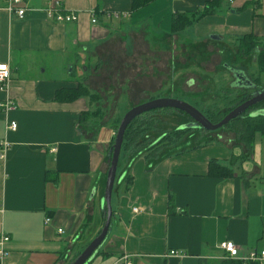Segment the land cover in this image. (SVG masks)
Instances as JSON below:
<instances>
[{"label":"crops","instance_id":"0c3cea01","mask_svg":"<svg viewBox=\"0 0 264 264\" xmlns=\"http://www.w3.org/2000/svg\"><path fill=\"white\" fill-rule=\"evenodd\" d=\"M212 1L156 0L133 11L132 0H27L21 20L0 0V63L11 70L0 104L16 107L9 113L0 107V233L10 238L0 264H70L105 224L115 131L111 126L109 137L98 142V127L91 132L81 119L91 113L87 97L55 100L58 91L77 86L73 71L98 58L114 33L131 23H167L170 33L175 14H198ZM52 6L77 20L48 17ZM191 28L199 38L214 35L239 47L245 38L256 43V69L252 79L245 76L264 90L258 62L264 0H225ZM9 121L17 123L16 131H7ZM207 138L218 142L160 145L158 156L125 159L115 196L113 191L111 228L92 264L125 257L133 264H201L222 257L224 242L241 252L264 251V137L256 134L252 146L231 133ZM5 142L10 146L2 158ZM211 161L234 175L210 176Z\"/></svg>","mask_w":264,"mask_h":264},{"label":"rangeland","instance_id":"374dc122","mask_svg":"<svg viewBox=\"0 0 264 264\" xmlns=\"http://www.w3.org/2000/svg\"><path fill=\"white\" fill-rule=\"evenodd\" d=\"M131 24L114 33L103 45L98 58L85 60L72 73L77 84L75 87L83 89L87 97L91 113L85 122L92 125L88 128L91 132L98 127V142L109 137L111 126L115 137L128 111L155 99L172 98L187 102L212 123H218L229 113L230 100L252 94V90L239 89L232 84L235 75L230 71L239 69L252 79L256 69L251 61L254 51L247 53L245 44L239 47L208 36L199 38L191 27L179 33H169L167 23ZM242 49H245V55H242ZM261 108L264 105L258 104L242 116L259 113ZM263 120L260 117L258 121ZM241 121L234 120L218 131L208 132L194 126L193 120L180 111H151L146 119L139 121L147 126L150 123L151 127L141 135V148L126 159L133 161L132 158H138L139 153L158 156L161 143L175 148L200 142L214 144L217 139L209 142L207 137L220 133L225 138L231 133L240 139L238 132L245 127ZM156 146H160L159 149ZM120 160L114 196L125 165L123 153ZM222 258L223 255L218 260Z\"/></svg>","mask_w":264,"mask_h":264},{"label":"trees","instance_id":"16d2710c","mask_svg":"<svg viewBox=\"0 0 264 264\" xmlns=\"http://www.w3.org/2000/svg\"><path fill=\"white\" fill-rule=\"evenodd\" d=\"M154 1H156V0H132V10L138 11L142 8L147 7L148 5L153 3ZM224 2H225V0H213L211 3H209L205 7V9L203 11H201L198 14L197 13H191V12L175 14L173 16V19H172L171 33H179V32H181L187 28L194 26L203 17L208 16V15H212V14H216L220 9L221 4H223ZM245 43H246L245 47L247 49V52L257 50V44L252 43L250 40H248V38H245ZM258 57H259L258 62H259L260 70L262 72H264V48L259 53ZM230 71H231V73L232 72L234 73L236 71L241 76V80L239 78H235L234 83H232L236 87L243 89V87L248 86V80L251 84L256 85V82L254 80H250L249 78H247L241 70L230 69ZM244 89H246V88H244ZM246 90H249V89H246ZM250 97H251V94H246V95H243L242 97H235L232 100H230V102H229L230 108H229L228 112H230L235 107H237L240 104H242L243 102H245ZM80 98H85V93H84L83 89H81L79 87L78 88L75 87V88L62 89V90L58 91L56 96H55V100L57 102H60V103H72V102H75L76 100H78ZM259 105L263 106L264 102L260 103ZM167 110H173V109H163V111H167ZM261 111H264V108H261ZM261 111L255 117H252L251 115L242 116V117H239L238 119L235 120V121L242 120L241 122H243L245 124V127H243L244 129L242 131H239L238 133H239V136L241 137L240 138L241 141L244 142L248 146L253 145L256 134H261L264 137V120L258 121L260 117L264 118V113ZM89 114H90L89 112L84 113L83 115H81V119H83V118L85 119L86 117H88ZM147 117H148V113H145V114L137 117L127 128V130L125 132L124 142H123V147H122V152H121V155H122V153L124 154V159L128 158L129 156H132L133 154H135V152H137V150H139L141 148V146H142V143L140 142L141 135L144 134L146 132V130L150 129L151 127L149 126L150 123L147 126L143 122H142V124H139V121L141 119L144 120ZM142 126H144V128H142ZM113 141H114V139H113ZM161 145L166 146L169 144L168 143H161ZM158 147L159 146H156V148H158ZM152 150H154V149H151V151ZM139 152H141V151H139ZM139 155H141V153H139ZM135 158L136 157L134 156L132 159L135 160ZM120 159H121V157H120ZM108 160H110V158ZM120 162H121V160H120ZM120 162H119V165L121 164ZM210 166H211L210 167V176H213L215 178L225 179V178H230L234 175V173L231 170L221 166L217 161H211ZM126 180L128 183L131 182L132 179H131L130 175L129 176L127 175ZM81 252L82 251H80V253H78V255L81 254ZM89 264H92V262H90ZM201 264H243V263L240 261H237V260H228V259L218 260L217 259V260H210V261L203 260V261H201ZM248 264H260V263L251 262Z\"/></svg>","mask_w":264,"mask_h":264},{"label":"water","instance_id":"95a60500","mask_svg":"<svg viewBox=\"0 0 264 264\" xmlns=\"http://www.w3.org/2000/svg\"><path fill=\"white\" fill-rule=\"evenodd\" d=\"M212 39H216V36H211ZM235 78H239L241 80V76L236 71L234 72ZM252 89V94L249 99L235 107L231 110L220 122L212 123L203 113H201L197 108L192 106L191 104L180 101L172 98H161L155 99L150 102L141 104L137 107L132 108L128 111L122 122L120 123L117 133L115 135L114 143L111 147L109 156H110V164L109 170L107 173V180L105 186V194L103 198V204L106 210V220L105 224L100 232V234L82 251V253L71 263V264H89L97 255L100 247L104 243L105 239L111 228V220L113 216V208H112V196L114 191V186L117 178V172L124 142V136L129 125L139 116L162 109H173L180 111L190 117L194 126L208 132L218 131L227 125H229L232 121L238 119L247 111L253 109L258 104L264 102V90L258 89V87L254 84H251L248 80V86L243 87V89ZM264 113V111H261ZM260 113V112H259ZM259 113H252L251 116L255 117ZM262 113V114H263ZM185 127H182L184 129Z\"/></svg>","mask_w":264,"mask_h":264},{"label":"built area","instance_id":"2783aa9c","mask_svg":"<svg viewBox=\"0 0 264 264\" xmlns=\"http://www.w3.org/2000/svg\"><path fill=\"white\" fill-rule=\"evenodd\" d=\"M7 4V11L10 15H15L19 19L23 20L26 15V6L25 2L27 0H5ZM47 16L52 18L54 17L59 22H73L77 20L76 15H63L62 12H60L57 9V6H52L47 10ZM96 20H93V23H95ZM11 80V70L10 67L5 63H0V89H7L9 88ZM0 107H2L5 112L9 113L10 111H13L16 107L12 101H6L4 103L0 104ZM17 130V123L14 121H9L7 125V131L13 132ZM10 144L8 142H5L1 145L3 154L1 157H5L7 153V149L9 148ZM135 213H139V209H134ZM47 222H49V219H47ZM59 233H63V230H58ZM10 238L8 235L4 233H0V262L3 261V259L6 257L7 252L5 249V245L9 242ZM220 250L223 252V258L222 259H228V260H237L242 262L243 264H248L251 262H258L263 263L264 262V251L258 252V251H250V252H241L239 248L232 242H224L220 245ZM171 255H178L176 251H172ZM115 264H133L132 261L129 260L128 257H125L123 259H120Z\"/></svg>","mask_w":264,"mask_h":264}]
</instances>
